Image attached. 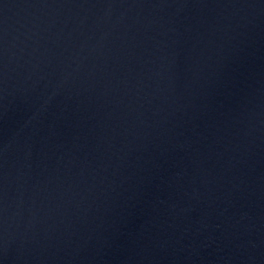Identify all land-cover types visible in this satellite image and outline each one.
Instances as JSON below:
<instances>
[{"label": "water", "instance_id": "obj_1", "mask_svg": "<svg viewBox=\"0 0 264 264\" xmlns=\"http://www.w3.org/2000/svg\"><path fill=\"white\" fill-rule=\"evenodd\" d=\"M0 264H264V0H0Z\"/></svg>", "mask_w": 264, "mask_h": 264}]
</instances>
